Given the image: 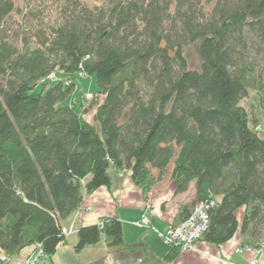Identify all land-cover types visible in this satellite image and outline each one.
<instances>
[{
    "label": "trees",
    "instance_id": "trees-1",
    "mask_svg": "<svg viewBox=\"0 0 264 264\" xmlns=\"http://www.w3.org/2000/svg\"><path fill=\"white\" fill-rule=\"evenodd\" d=\"M35 2L0 0V254L41 244L53 256L85 194L111 186V167L130 170L146 201L167 181L176 193L195 182L181 221L216 198L201 239L225 243L241 225L244 245L259 246L264 137L241 101L256 90L264 111V0ZM18 14L22 34L8 29ZM88 77L89 105L78 88ZM77 236V250L103 237L136 247L118 217ZM171 248L162 264L181 251Z\"/></svg>",
    "mask_w": 264,
    "mask_h": 264
},
{
    "label": "crops",
    "instance_id": "crops-1",
    "mask_svg": "<svg viewBox=\"0 0 264 264\" xmlns=\"http://www.w3.org/2000/svg\"><path fill=\"white\" fill-rule=\"evenodd\" d=\"M109 172L111 186H102L86 193L82 205L63 225L74 224L78 230L81 226L101 222L105 217H118L123 223L125 241L136 247L111 250L106 237H103L100 242L77 250L76 231L58 246L53 254L55 264H162L171 251L172 248L162 240L158 231H164L168 226L181 221L182 207L194 201L195 182L186 191L176 193L175 182L167 181L146 201L143 189L135 184L130 170L119 172L111 167ZM245 211L246 207L237 210L241 223ZM146 212L153 228L136 224ZM252 241L242 234L240 225L234 236L225 243L215 244L199 239L193 249L180 251L171 264H248L253 258L258 259V264H264V249L259 253L236 251L238 247ZM33 248V245L28 246L18 254L11 255L8 262L0 264H24Z\"/></svg>",
    "mask_w": 264,
    "mask_h": 264
},
{
    "label": "built area",
    "instance_id": "built-area-1",
    "mask_svg": "<svg viewBox=\"0 0 264 264\" xmlns=\"http://www.w3.org/2000/svg\"><path fill=\"white\" fill-rule=\"evenodd\" d=\"M82 75V74H81ZM54 77L55 75H51ZM87 96L92 97V93H88ZM216 198H211L206 201L198 202L188 217L179 223L168 226L164 231H158L162 240L170 247L177 246L181 251L191 250L194 248L195 242L201 239L202 235L206 231L210 222L209 211L217 205ZM139 227L153 228L148 213H144L141 219L136 222ZM103 225V222H102ZM77 228L74 224L64 225L63 233L66 238L75 233ZM157 231V230H156ZM264 249V240L259 242V246L243 245L236 249L241 253L244 251H253L259 253ZM11 255L6 253L0 254V263L8 262ZM24 264H55L53 256L47 253L41 244H36L31 253L25 259ZM248 264H258V259L253 258Z\"/></svg>",
    "mask_w": 264,
    "mask_h": 264
},
{
    "label": "rangeland",
    "instance_id": "rangeland-1",
    "mask_svg": "<svg viewBox=\"0 0 264 264\" xmlns=\"http://www.w3.org/2000/svg\"><path fill=\"white\" fill-rule=\"evenodd\" d=\"M38 1L39 0H37V2L33 3L31 6L32 7L33 6L42 7L46 10L56 8L54 3L57 0H42L43 5L39 4ZM88 1L91 5H93L94 0H88ZM20 4L24 5L25 2L20 3ZM27 27L28 26L26 24V19H23V17L20 16L19 14L13 15V17L10 18L9 23H8V29L11 30L13 33L18 32V33L22 34V31L26 30ZM197 63H198L197 53L194 49H191V64H192V66H196ZM78 88H79V90L83 89L87 93L90 91H92V93L96 92L97 91V85L95 82V78L94 77H88L85 79L83 78V80H81L79 82ZM88 97H86V100H87L86 104L87 105H89L88 101H90L91 99H94L92 97L90 98V96H88ZM98 98H102V97L97 96V99ZM257 99H258L257 91L256 90H250L249 95L241 101V104L247 109V111L249 112V114L251 115L252 118L255 117V118H257V120H259V122H260L259 127H261L260 129L262 130L261 136L264 137V111H262L261 106L258 103ZM86 116L90 121H94L93 111L86 113ZM97 127L99 128V126H97Z\"/></svg>",
    "mask_w": 264,
    "mask_h": 264
}]
</instances>
